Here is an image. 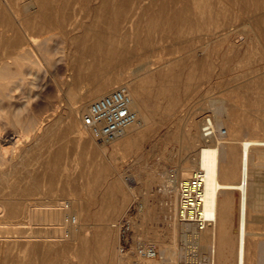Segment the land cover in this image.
I'll list each match as a JSON object with an SVG mask.
<instances>
[{
  "label": "rangeland",
  "instance_id": "1",
  "mask_svg": "<svg viewBox=\"0 0 264 264\" xmlns=\"http://www.w3.org/2000/svg\"><path fill=\"white\" fill-rule=\"evenodd\" d=\"M7 1L29 28L34 16L42 18L44 8L51 14L48 26L40 32L29 29L35 34L36 46L42 48L49 72H37L27 65L23 70L38 77L22 76L25 94L38 92L42 86L47 91L49 107L42 112L43 118H52V105L64 104L62 93L55 92L64 76L91 71H95V79L103 78L109 86L101 95L86 99V104L117 85H134L142 92L148 117L146 128L121 145L98 141L87 130H80L73 148L78 208L75 232L62 229L53 242H32L28 246L31 255L11 264H135L139 248L153 247L161 258L160 246H180L178 240L173 241L171 200L166 190L173 180L181 181L193 171L189 164L201 146L193 137L195 124L201 131L216 102L231 109L221 126L232 132L229 174L222 152L219 155L222 180L238 181L243 139H264V0H244V24L236 15L239 0ZM33 1L38 13L29 9ZM125 35L141 45L149 42L136 48L134 57L120 68L101 56L93 55V62L91 58L83 60L81 53L89 43L99 38L117 50ZM149 63L154 64L153 69L145 74L141 68ZM137 70L139 73H133ZM83 80L80 78V86ZM11 95L12 102H22L20 91ZM56 134L62 150L59 197L65 204L71 198V143L64 119L52 132L53 137ZM255 177L262 184L264 170L258 177L250 165L247 220L252 235L246 239L245 264H261L264 257V206L258 211L253 207ZM43 193V208L50 209L53 194ZM227 196L230 213L221 224L215 264H236L239 194ZM220 206L221 202L217 216ZM126 222L128 229L123 231ZM52 225L49 220L44 222L50 235ZM192 255L200 261L207 258L196 247ZM159 257L154 258L158 264L162 261ZM0 264L8 262L0 259Z\"/></svg>",
  "mask_w": 264,
  "mask_h": 264
},
{
  "label": "bare ground",
  "instance_id": "2",
  "mask_svg": "<svg viewBox=\"0 0 264 264\" xmlns=\"http://www.w3.org/2000/svg\"><path fill=\"white\" fill-rule=\"evenodd\" d=\"M29 9L34 11L33 13L39 12L35 1L30 4ZM40 13L42 18L38 19L34 16V21L29 28L7 0H0V259L8 264L14 260L28 258L31 255L28 246L32 242L37 245L53 242L62 229H67L71 233L75 232L78 208L74 198L76 163L73 148L80 137V130L89 132L83 124V116L90 105L86 104L85 100L101 95L100 93L109 86L103 78L95 79V71L82 76L78 73L67 74L55 89V92L62 93L61 99L64 104L52 105L55 110L50 120L41 116L42 112L49 107L45 102L47 91H43L42 86L38 92L25 94L22 79L25 74H31L34 78L38 77L37 73L23 70L27 65L37 68V72L42 71L45 74L49 72L42 48L36 46L35 34L29 30L38 33L42 27L48 26L50 11L44 8ZM236 15L237 19L244 24L247 19L244 0H239ZM3 34L5 37H2ZM123 39L118 41L120 45L117 46V50H114L113 45L108 46L105 41L98 38L82 51L83 60L91 58L93 62V55L98 58L101 56L102 59L108 60L112 67L120 68L134 57L136 48L144 47L149 42L145 40L141 45L138 40L128 39L126 35ZM131 43L133 46L130 48ZM24 45L28 46L26 50L21 49ZM153 65L149 63L143 66L141 71L145 74L149 73ZM133 73L137 74L139 70ZM80 78L84 79L81 86ZM91 80L94 81L90 82ZM31 86H35L34 82ZM114 89H121L129 97L130 109L137 116V122L134 125L108 142L121 145L146 128L148 117L145 114L144 97L137 86L117 85ZM15 91L22 93L21 103L11 101L14 98L11 93ZM230 114L231 109L225 103L216 102L212 117L208 119L212 128L211 136H206L205 123L201 124L203 126L201 131L195 124L193 134L194 138L199 139L201 146L197 149L196 159L190 162L189 168H192V173L198 170L203 172L204 215L211 222L205 229L200 230L193 224L181 223L177 220V189L180 180L178 178L173 180L166 194L171 200L170 226L173 231V241L178 240L181 245L160 246L162 261L177 264H215L218 260L217 243L221 224L228 219L230 213V200L227 195L237 192L239 211L236 264H245L246 239L247 236L252 235L248 229L247 220L250 165H253V171L259 177L264 170V139H243L240 142L238 181L229 178L222 180L219 155L222 152L223 165L226 168V174H229L227 167L229 149L232 146V132H227L226 129L223 131L221 126L224 123V117H229ZM62 119L66 121L71 143V163L69 164L71 198L65 204H62L59 197L62 190L59 178L62 150L57 145L58 134L52 136V132L57 130ZM90 136L94 139V136L91 134ZM257 180L259 179H255L253 194L255 211L261 210V206H264V182L260 184ZM43 191H50L53 194L50 209L43 208L45 204L41 196L44 195ZM33 196L36 197L33 199ZM220 202L221 214L217 216V206ZM47 220L53 224L52 235L45 231L44 222ZM195 247L207 255L204 261L198 260L195 254V256L192 255ZM118 261H121V257ZM134 263L158 264L154 258H145L141 254ZM261 264H264V257L261 259Z\"/></svg>",
  "mask_w": 264,
  "mask_h": 264
},
{
  "label": "built area",
  "instance_id": "3",
  "mask_svg": "<svg viewBox=\"0 0 264 264\" xmlns=\"http://www.w3.org/2000/svg\"><path fill=\"white\" fill-rule=\"evenodd\" d=\"M136 122L137 116L130 109V99L121 89H114L109 94L93 101L83 116V124L90 134L98 141L106 143L115 139ZM204 129H206V136H211L212 128L208 119L205 121ZM203 187V172L198 170L181 180L177 189V220L181 223L193 224L200 230L205 229L211 222L204 215ZM122 228L123 231H127V222L123 223ZM139 253L145 258L159 257L155 249L139 248ZM161 264L177 263L162 261Z\"/></svg>",
  "mask_w": 264,
  "mask_h": 264
}]
</instances>
